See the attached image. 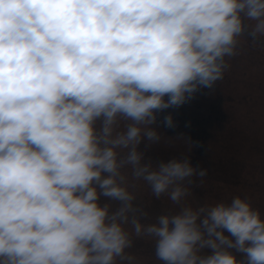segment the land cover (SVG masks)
<instances>
[{
    "label": "clouds",
    "instance_id": "obj_1",
    "mask_svg": "<svg viewBox=\"0 0 264 264\" xmlns=\"http://www.w3.org/2000/svg\"><path fill=\"white\" fill-rule=\"evenodd\" d=\"M245 37L264 46V0H0V264H137L134 239L162 264H264L249 198L193 207L206 169L145 158L156 113L213 89ZM140 180L178 210L142 222Z\"/></svg>",
    "mask_w": 264,
    "mask_h": 264
},
{
    "label": "rangeland",
    "instance_id": "obj_2",
    "mask_svg": "<svg viewBox=\"0 0 264 264\" xmlns=\"http://www.w3.org/2000/svg\"><path fill=\"white\" fill-rule=\"evenodd\" d=\"M226 60L230 67L213 89L203 87L184 104L156 113L160 127H152L160 141L151 145L145 158L155 163L188 157L193 166L206 169L203 178H193L186 198L193 207L247 197L264 218V46L253 47L242 38L239 55ZM169 114L173 127L164 122ZM127 171L130 176L131 170ZM134 183L130 189L136 195L134 204L148 213V220L142 222L178 210L167 195L156 198L145 181ZM127 251L137 264H162L151 240L134 239Z\"/></svg>",
    "mask_w": 264,
    "mask_h": 264
}]
</instances>
